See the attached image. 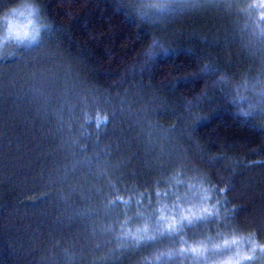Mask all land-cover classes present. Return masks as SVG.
I'll use <instances>...</instances> for the list:
<instances>
[{
  "label": "trees",
  "instance_id": "trees-1",
  "mask_svg": "<svg viewBox=\"0 0 264 264\" xmlns=\"http://www.w3.org/2000/svg\"><path fill=\"white\" fill-rule=\"evenodd\" d=\"M42 3L53 22L44 38L0 50V264H153L149 252L166 239L133 247L116 239L117 222L124 199L131 212L140 192L154 200L155 182L178 164L227 184L238 219L264 236L256 116L219 98L183 99L202 79L201 55L219 48L211 16L161 25L137 17L133 0ZM157 36L166 51L146 61L135 45ZM133 227L144 225H124Z\"/></svg>",
  "mask_w": 264,
  "mask_h": 264
},
{
  "label": "clouds",
  "instance_id": "clouds-1",
  "mask_svg": "<svg viewBox=\"0 0 264 264\" xmlns=\"http://www.w3.org/2000/svg\"><path fill=\"white\" fill-rule=\"evenodd\" d=\"M131 6L137 17L152 24L166 25L169 19L178 17L211 16L219 48L215 54L201 55L194 65L193 75L202 79L194 90L185 92L183 99L191 105L209 97L219 98L244 119L255 115L258 130L264 131L262 0H133ZM52 25L42 0H9L0 6V50L21 49L39 43ZM135 48L146 61L155 60L160 51H166L158 36L152 37L143 48L140 45ZM165 75L160 71L152 79L158 81ZM106 122V114L96 119L98 128ZM155 183L159 186L155 199L142 203L149 192L147 189L140 192L135 197V212L128 209L132 202L123 200L127 203H124L123 219L117 222L118 241H129L133 247H139L166 239L161 245L164 250L153 248L149 252L153 264L157 261L170 264L176 260L180 264H256L258 261L264 264V236L256 227L238 219L227 184L195 167L189 173L182 164L170 168L168 175ZM176 183L185 187L183 193L171 191ZM161 213L165 214L163 219ZM133 221L147 226L154 238L134 235L144 227L125 230L124 225ZM170 223L174 224L171 230ZM234 238H242L243 247L232 245L230 242ZM189 241L204 249L203 254L194 255L187 251L188 247L181 251L178 246L187 245ZM54 245L59 244L54 242ZM70 258L74 257L70 255Z\"/></svg>",
  "mask_w": 264,
  "mask_h": 264
},
{
  "label": "snow or ice",
  "instance_id": "snow-or-ice-1",
  "mask_svg": "<svg viewBox=\"0 0 264 264\" xmlns=\"http://www.w3.org/2000/svg\"><path fill=\"white\" fill-rule=\"evenodd\" d=\"M262 2H264V0H262ZM124 203H127V201H125ZM161 218L163 219L164 216L162 215ZM174 227V224H168V228L169 230H171L172 228ZM134 235H139V236H142L143 238H146V239H152L154 238L152 235L149 234V229L147 226H145L142 230H139V234H134ZM242 241V238L240 239H233V241H231L230 243L234 246H236L237 248L240 247V243ZM181 251H185V249H181ZM187 251L193 253L194 255H202L203 252H204V249L202 248H199V247H191V248H188Z\"/></svg>",
  "mask_w": 264,
  "mask_h": 264
},
{
  "label": "rangeland",
  "instance_id": "rangeland-1",
  "mask_svg": "<svg viewBox=\"0 0 264 264\" xmlns=\"http://www.w3.org/2000/svg\"><path fill=\"white\" fill-rule=\"evenodd\" d=\"M243 242H244V241H241V243H240V247H243V245H244V244H242ZM256 264H261V262L258 261V262H256Z\"/></svg>",
  "mask_w": 264,
  "mask_h": 264
}]
</instances>
